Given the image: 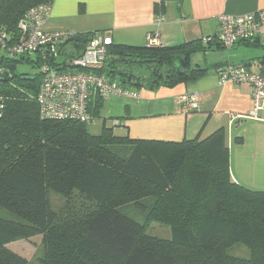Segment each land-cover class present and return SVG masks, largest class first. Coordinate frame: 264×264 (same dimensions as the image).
<instances>
[{
  "label": "trees",
  "instance_id": "trees-1",
  "mask_svg": "<svg viewBox=\"0 0 264 264\" xmlns=\"http://www.w3.org/2000/svg\"><path fill=\"white\" fill-rule=\"evenodd\" d=\"M44 2L52 0H0V29L17 33L24 14ZM88 35L71 41L83 47ZM201 43L110 42L99 72L132 89L173 86L207 71L188 62ZM177 56L186 68L176 67ZM20 59L39 66L37 57ZM16 63L1 57L11 75L0 79V210L9 213L0 214V264H29L9 244L36 234L43 264H264V189L232 177L224 128L175 142L118 135L105 125L94 134L83 121L45 119L37 102L41 72L17 73ZM143 64L144 73L132 71ZM103 101L91 97L95 118ZM51 193L64 205L54 207ZM131 203L169 224L171 237L147 234L121 211ZM235 244L248 255L231 253Z\"/></svg>",
  "mask_w": 264,
  "mask_h": 264
},
{
  "label": "crops",
  "instance_id": "crops-1",
  "mask_svg": "<svg viewBox=\"0 0 264 264\" xmlns=\"http://www.w3.org/2000/svg\"><path fill=\"white\" fill-rule=\"evenodd\" d=\"M51 6L47 30L100 31L107 43L139 46L146 45L147 33L154 31L160 33L161 45L202 40L200 48L188 54V62L207 69L204 74L173 86L141 87L136 89L140 94L136 99L110 95L95 119L101 120V129L119 127L120 135L175 142L204 138L222 127L232 177L247 187L264 189V119L251 115L252 88L232 81L220 83L218 76L228 63L264 70V41H241L228 49L218 39L204 40L217 33L218 15L254 12L264 8V0H52ZM159 13L164 14L160 24ZM81 50L72 41L63 45L67 53ZM64 58L61 55V62ZM190 91L199 93V109L185 114L180 96Z\"/></svg>",
  "mask_w": 264,
  "mask_h": 264
},
{
  "label": "built area",
  "instance_id": "built-area-1",
  "mask_svg": "<svg viewBox=\"0 0 264 264\" xmlns=\"http://www.w3.org/2000/svg\"><path fill=\"white\" fill-rule=\"evenodd\" d=\"M52 2H44L30 8L19 21V30L12 34L0 29V48L10 57L35 55L42 74L37 95L39 111L45 119H72L91 123L95 117L89 109L93 94L103 99L110 95L127 98L140 96L136 89L122 86L99 72L108 55V43L103 33H89L80 52L63 51V45L82 34L69 30H47L45 24L52 10ZM164 14L156 16L160 24ZM219 28L215 37L225 48H232L241 41H264V8L254 12L234 15H218ZM147 45H161L160 33H147ZM61 55L65 60L61 62ZM2 68L0 67V70ZM220 83L232 81L252 88L253 109L251 115L264 119V74L253 71L246 65L228 63L218 71ZM200 95L197 91L180 96L181 111L185 114L199 109ZM118 125L119 121L116 120Z\"/></svg>",
  "mask_w": 264,
  "mask_h": 264
},
{
  "label": "rangeland",
  "instance_id": "rangeland-1",
  "mask_svg": "<svg viewBox=\"0 0 264 264\" xmlns=\"http://www.w3.org/2000/svg\"><path fill=\"white\" fill-rule=\"evenodd\" d=\"M3 55H5V51L0 48V61ZM35 58L36 56L32 55V59L34 61H35ZM15 59L17 60V63H16L17 73H27L29 75H34L40 72V68L35 62L32 63L28 61H23L20 59V57H15ZM137 69H139L140 71L144 73V69H145L144 64L140 66L135 65L134 68H132V71H136ZM163 71L164 72L168 71V67L164 66ZM88 126H89V130L94 134H99L102 130L101 120L99 118L94 119L91 123L88 124ZM114 128L116 129L115 130L116 134L118 135L122 134L119 131V127L114 126ZM253 189L259 190V188H253ZM51 199H52L53 206L56 208L63 206L65 203L63 197H60V195L57 193H51ZM146 202H147L146 205L148 206V204L150 203V200ZM79 203H81L80 200L77 201V204ZM121 211L127 214L128 216L134 218L135 220L143 223L145 226V232L147 234L156 235V236H160L164 238L171 237V226L166 223H162V222H159L153 219H149V216H148L149 208H143L141 206H137L131 203V204L122 206ZM0 214L3 216H9V213L2 209L0 210ZM9 247L15 250L16 252L20 253L21 255L25 256L28 259L29 264H43L41 261V257L43 256V244H42L41 234H36L30 238L14 241L9 244ZM230 252L233 254L240 255V256H244L246 252L247 253L246 255H248V249L243 244L233 245L230 248Z\"/></svg>",
  "mask_w": 264,
  "mask_h": 264
},
{
  "label": "water",
  "instance_id": "water-1",
  "mask_svg": "<svg viewBox=\"0 0 264 264\" xmlns=\"http://www.w3.org/2000/svg\"><path fill=\"white\" fill-rule=\"evenodd\" d=\"M174 63L176 65L177 68H186L187 64H186V61L183 57L181 56H177L174 60ZM10 71L7 70V69H1L0 70V79L2 80H7L10 78Z\"/></svg>",
  "mask_w": 264,
  "mask_h": 264
}]
</instances>
